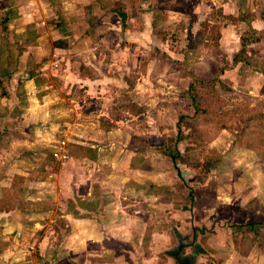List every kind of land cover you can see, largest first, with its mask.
Masks as SVG:
<instances>
[{
  "label": "rangeland",
  "instance_id": "obj_1",
  "mask_svg": "<svg viewBox=\"0 0 264 264\" xmlns=\"http://www.w3.org/2000/svg\"><path fill=\"white\" fill-rule=\"evenodd\" d=\"M175 4L146 14L153 24L142 33L127 16L128 25L116 21L100 44L76 53L49 31L21 62L22 38L2 48L0 135H14L0 161L10 164L15 148L21 168L29 160L37 166L17 175L0 162V182H8L0 211L23 212L7 235L0 226V264H170L164 250L177 242L172 226L191 235L185 252L198 263L264 264V34L254 39L264 33V0ZM21 112L24 123L9 120ZM30 128L52 134V145H40ZM62 140L67 157L60 159ZM98 148L120 157L114 173L104 169L109 162L89 161ZM59 162L69 178L60 173L56 182H80L79 164L92 185L91 199L78 201L81 218L64 193L28 199L48 176L44 164ZM30 208L38 210L31 219ZM34 218L41 225L27 237ZM257 221L256 234L244 226ZM24 238L34 240L24 245L31 253L18 247Z\"/></svg>",
  "mask_w": 264,
  "mask_h": 264
},
{
  "label": "crops",
  "instance_id": "obj_2",
  "mask_svg": "<svg viewBox=\"0 0 264 264\" xmlns=\"http://www.w3.org/2000/svg\"><path fill=\"white\" fill-rule=\"evenodd\" d=\"M175 3H178V0H0V23L6 25L7 28L10 30L6 32L7 28L4 29L5 31L0 28V39H1L0 52H2V48L6 49V51L10 50L12 44H10L9 41H11L12 43V41L17 40L18 38H22L24 43L23 46H25L28 49V51L18 54L16 61L21 62L24 59L22 57L28 56L29 55L28 53L31 52L32 50V46H35V44L38 42V40L41 39V37L46 38L45 34H47L49 31L50 33L52 32V34L57 33L55 38L60 37L59 39H63V40L66 39V41L68 39L71 50L76 53L77 51L80 50L81 46L100 44L103 41L102 34L108 33L110 29H116V27L114 26L116 21L125 22L128 25V22L126 20L127 16L130 17L131 22L133 20H134L133 23L136 22V24H134L133 27L137 25V21H138L139 26H137L136 30H138L139 33H142L143 31H145V29H147L148 26L150 27L151 24H153L152 22L151 23L147 22L146 14L154 13L156 11L160 12L161 10H163L162 9L163 6L167 7V5L169 6L170 4L176 5ZM134 13L136 14L137 17H134L135 16ZM120 18H122V20H120ZM13 28L14 31H12ZM126 28L127 27L125 26V29ZM119 29L121 28H118V30ZM110 32L112 33V31ZM39 35L40 37L38 39L34 38L35 36H39ZM48 42L50 43L51 41ZM3 43L6 44L5 45L6 47H2ZM8 45H10L9 48ZM77 58L78 57H76L73 60H79V58L78 59ZM40 59H42V57ZM21 68L17 66L16 72ZM69 70L72 69L68 68V71ZM76 76L74 75V77ZM78 78H80L81 81H86L88 83H91L90 79H81V77ZM30 106L29 107L27 106L28 110L31 109ZM23 113L21 112L19 116L14 115L15 118L12 117L13 115H11L8 118L13 123L15 119L17 123H24L25 119H27L28 116L26 115L23 116ZM50 115H51L50 118L48 117L45 118L46 119L45 121H47L45 123L49 122L48 119L54 120V115H52V113ZM8 118H6V121H8ZM30 130L31 132L32 131L35 132L33 133V136H35L33 138L34 140L35 139L41 140L40 145H44V146L47 145L48 147L52 145V144L50 145L49 141H47L49 137L53 136L52 134H50L51 136L50 135L40 136L39 134L36 133L34 128H30L28 131ZM15 131H20V130H14L13 132ZM13 135H14L13 133H9L8 135L4 134V136L0 135L1 138L0 148H3V145L6 146L8 141H13V138H11L10 140V137H13ZM44 139L48 143L43 141ZM15 151H16L15 148L10 150L9 156L15 157L11 161V163L10 164H8V162L5 163L6 160L4 159L5 160L4 162L0 161L2 163V166L5 165L7 166V168L11 167L10 171H12V174H17V175L18 173L26 174L27 172L29 174L31 171H34L31 167H36L37 165H32V160H29V167L28 166L27 168H25V166L23 168L20 167V163H22L18 161L20 158V153L18 152L16 153ZM94 152H95L94 154L95 156H92L93 159L91 160L88 159V160L90 162H93L92 160L97 159L96 163L98 165H100L101 163L109 162V165L111 166L104 167L103 164L102 167L108 170V174L114 173L115 172L114 169L115 167H117L120 160V157H118L116 152L102 148H98L97 151ZM0 157H2V154H0ZM104 158L106 159L104 160ZM42 159H43L42 157H35L34 161L36 160L43 161ZM79 162L82 164L84 160L81 159ZM44 167H45L44 169L46 170L44 174L48 176L45 177L46 180L34 184L33 188H31L30 190L31 193L29 192V196H28V199L31 200L30 202L37 200L40 197V195L43 194H46L47 197L48 195H51L52 197V195H57L59 193L58 195L61 196V194L64 193L62 197L63 198L66 197L65 199H67L68 201L67 204L69 203L70 199L71 201L72 200L76 201V213L74 212V214L78 218H81L77 215L78 209L82 210L78 206V201L83 202L85 200H90L91 197L93 196V192L91 191L92 185L88 186L86 184L84 178L85 176L82 174L84 173V168L81 171V168H79V164H78L76 168V172L79 173L80 182L74 183V185L72 186L71 183L69 182L55 181L54 178L56 177V175L58 176V174L64 172H66V175L69 178V173L67 169L61 166L60 162L59 164L57 163L44 164ZM111 169H113V171H111ZM91 171H94V169ZM138 171L140 173L142 172V169H139ZM51 172H54V174H52ZM7 185L8 182H6L5 180L0 182V199L5 197L4 191L2 189L5 188ZM105 186L101 184L98 185V187H102V188L103 187L108 189L111 188L108 187V184H105ZM37 189L39 190L36 191ZM67 193L70 195H68ZM25 201H26V197H25ZM26 211L31 215L29 219L33 217L32 215L33 212L36 214L38 213V210L34 208H30ZM20 213H23L21 211V207L19 208L15 207L13 210L10 211L4 209L0 211V226L3 227L2 230L3 233H5V235H7V232H5L6 230H10L12 226L15 227L14 219L19 218ZM42 213H44V211H42ZM67 213L65 217H68L70 215L73 216L72 212L70 214L68 213V215ZM81 213L83 212L81 211ZM95 213L96 212H94L93 214ZM4 220H6L5 223H7V225L6 224L3 225V223L1 224V222H3ZM39 220L40 218H34V223L29 228V230L32 232H28L26 234L27 237L28 236L36 237L35 235L37 234L36 232L39 229L38 227L41 225V223H39L40 222ZM15 234L16 236H20L21 232L17 230ZM31 240L33 239L24 238V240L21 241L23 246L20 243L18 247L23 253L24 252L31 253L30 251H28L29 249L24 247V245L29 246ZM0 258L3 259V256L0 255ZM15 259L16 260L13 261H17V258ZM14 263L15 262H13L12 264Z\"/></svg>",
  "mask_w": 264,
  "mask_h": 264
},
{
  "label": "flooded vegetation",
  "instance_id": "obj_3",
  "mask_svg": "<svg viewBox=\"0 0 264 264\" xmlns=\"http://www.w3.org/2000/svg\"><path fill=\"white\" fill-rule=\"evenodd\" d=\"M195 232H196V230L193 227V236H192L193 239H194V236H195ZM185 235L187 237L184 240L183 247L173 248L174 247V245H173L172 248L175 250V252H172V253H174L176 256H169L170 257L169 259H172V262L170 264H181V259H183L187 255L189 256L191 262H194L195 264H201V263H198V261H197V257H198L197 255H195L194 253H191L190 251L185 252V248L188 247V246H191V243L193 241V240L189 241L191 235L190 236H189V234H185ZM172 248H170V249H172ZM177 257H179V258H177Z\"/></svg>",
  "mask_w": 264,
  "mask_h": 264
},
{
  "label": "trees",
  "instance_id": "obj_4",
  "mask_svg": "<svg viewBox=\"0 0 264 264\" xmlns=\"http://www.w3.org/2000/svg\"><path fill=\"white\" fill-rule=\"evenodd\" d=\"M256 31H257V34H255L254 39L258 40L259 38H261L263 36L264 33L262 31H258V30H256ZM242 40L244 42L245 38L244 39L242 38ZM193 87H194L193 85H190L187 93H188V95H189V97H190V99L192 101L193 106H194L195 114L197 115V112L199 111V107H198V104H197L196 95H195V92L193 90L194 89ZM171 157H172L171 158L172 160H175V155H172ZM262 223L263 222H261V221L249 222V223H246L244 226H246V228H248L249 230L253 231L256 234L257 233V229L256 228L258 226H260V224H262Z\"/></svg>",
  "mask_w": 264,
  "mask_h": 264
},
{
  "label": "water",
  "instance_id": "obj_5",
  "mask_svg": "<svg viewBox=\"0 0 264 264\" xmlns=\"http://www.w3.org/2000/svg\"><path fill=\"white\" fill-rule=\"evenodd\" d=\"M172 229L174 231V235H175L176 240H177V242L174 244L173 248L183 247L184 240L187 236L185 234H182V232H180L175 226H172ZM173 248L168 249V250H164V253L168 256H176L174 253H172V252H175V250ZM177 258H179V257H177ZM181 264H195V263L191 262L189 256L187 255L183 259H181Z\"/></svg>",
  "mask_w": 264,
  "mask_h": 264
},
{
  "label": "built area",
  "instance_id": "obj_6",
  "mask_svg": "<svg viewBox=\"0 0 264 264\" xmlns=\"http://www.w3.org/2000/svg\"><path fill=\"white\" fill-rule=\"evenodd\" d=\"M65 141L62 140L61 142H59V146H60V150H58L55 154L56 157L60 158V159H63V158H66L67 157V154L65 152H62L65 151V149H62L63 146H65Z\"/></svg>",
  "mask_w": 264,
  "mask_h": 264
}]
</instances>
